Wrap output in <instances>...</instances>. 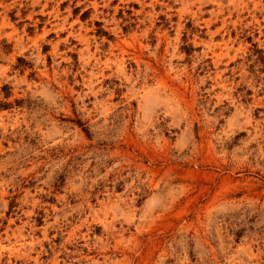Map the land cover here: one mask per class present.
<instances>
[{"label": "rangeland", "instance_id": "374dc122", "mask_svg": "<svg viewBox=\"0 0 264 264\" xmlns=\"http://www.w3.org/2000/svg\"><path fill=\"white\" fill-rule=\"evenodd\" d=\"M0 264H264V0H0Z\"/></svg>", "mask_w": 264, "mask_h": 264}]
</instances>
